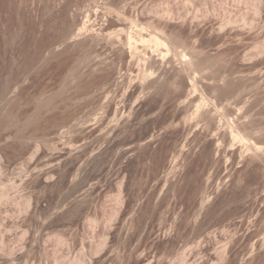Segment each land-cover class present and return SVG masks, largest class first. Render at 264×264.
Masks as SVG:
<instances>
[{
    "label": "rangeland",
    "instance_id": "374dc122",
    "mask_svg": "<svg viewBox=\"0 0 264 264\" xmlns=\"http://www.w3.org/2000/svg\"><path fill=\"white\" fill-rule=\"evenodd\" d=\"M0 264H264V0H0Z\"/></svg>",
    "mask_w": 264,
    "mask_h": 264
},
{
    "label": "bare ground",
    "instance_id": "6f19581e",
    "mask_svg": "<svg viewBox=\"0 0 264 264\" xmlns=\"http://www.w3.org/2000/svg\"><path fill=\"white\" fill-rule=\"evenodd\" d=\"M146 28V27H145ZM144 29V28H143ZM149 29V28H148ZM154 29V28H153ZM156 29V28H155ZM148 32V31H147ZM161 33V32H160ZM157 34V33H156ZM152 36V35H151ZM136 38V37H135ZM134 38V40L136 41V39ZM140 38H141V40H143V42H145V40H147V39H149V38H146L145 37V35H141L140 36ZM166 38V37H165ZM128 40L131 42L132 41V36H131V34L129 35V37H128ZM150 40H152V42L153 41H155L157 44H160V45H163L164 47H166L167 48V44H166V41H164L163 39H162V37L160 38V37H158V35L156 36V35H153L152 36V38L150 39ZM150 40H148V42L150 41ZM168 41V40H167ZM139 42V40L138 41H136V43H138ZM151 42V43H152ZM154 42V43H155ZM130 44V43H129ZM135 44V43H134ZM133 45V41H132V43H131V46ZM151 45V44H150ZM155 46H156V44H154ZM159 45V46H160ZM167 45V46H166ZM136 46V45H135ZM134 46V47H135ZM146 47V46H145ZM161 47V46H160ZM164 47H162V48H164ZM137 49V48H136ZM153 49H155V48H153ZM161 49V48H160ZM139 51V50H138ZM141 51V50H140ZM156 51V50H155ZM187 51V50H186ZM156 52H160V51H156ZM169 52V51H168ZM182 52V51H181ZM184 52V51H183ZM164 53V52H163ZM134 54V53H133ZM142 54V53H141ZM166 55V54H165ZM185 55H186V53H185ZM146 56H147V54H146ZM145 57V56H144ZM141 59H142V56H141ZM145 60V59H144ZM147 61V60H146ZM146 64V63H145ZM153 74V73H152ZM192 83V82H191ZM208 102V101H207ZM201 103V102H200ZM201 104H203V103H201ZM209 104V103H208ZM200 105V104H199ZM200 107V106H199ZM198 109H200V108H198ZM196 112V111H195ZM200 112V111H199ZM192 113V112H191ZM198 114V113H197ZM193 117V116H192ZM232 134H234L235 135V133H232ZM234 137H236V139H240L241 141L242 140H246V138H245V136L243 135V134H241V133H236V135L234 136ZM243 142V141H242Z\"/></svg>",
    "mask_w": 264,
    "mask_h": 264
}]
</instances>
